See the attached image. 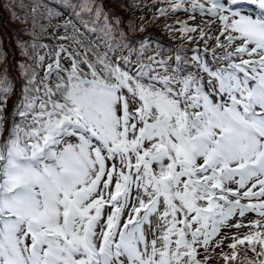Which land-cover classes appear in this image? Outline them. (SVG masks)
<instances>
[{
	"label": "snow or ice",
	"instance_id": "6c2138e0",
	"mask_svg": "<svg viewBox=\"0 0 264 264\" xmlns=\"http://www.w3.org/2000/svg\"><path fill=\"white\" fill-rule=\"evenodd\" d=\"M116 7L204 46L105 0H0L29 37L20 78L0 40V264H264V0Z\"/></svg>",
	"mask_w": 264,
	"mask_h": 264
},
{
	"label": "trees",
	"instance_id": "16d2710c",
	"mask_svg": "<svg viewBox=\"0 0 264 264\" xmlns=\"http://www.w3.org/2000/svg\"><path fill=\"white\" fill-rule=\"evenodd\" d=\"M47 3L52 4L54 7L58 6V0H46ZM117 3H127V0H105V5L108 8H111L113 10V14L118 15L123 18L125 22L132 20L136 22L137 24L140 23V21L137 19L139 17H144V26L146 27L147 31L144 33H137V36L143 35L151 37L154 41L158 42L161 45H171V39H179L178 33H169L164 30L163 26H160V23H171L173 20L171 17L167 20L159 19L156 21L152 20V16L154 15L152 13L151 18L148 16V12L145 14L142 13V11L145 10V8L141 9H135V8H120L116 7ZM135 3L146 5V4H152L154 3V0H135ZM19 11V9H18ZM134 12L135 15H131V13ZM197 24V23H195ZM24 27V25H21L12 19L9 18L8 12L6 10H0V40L3 41V46L8 52L7 59L9 61H12V63L9 65V72L12 76L20 78V69L18 67V62L25 60V57L22 56L19 52V49L16 46L15 40L16 37L19 36L21 39L28 40L29 37L25 35L23 32H20L19 30ZM187 43V41L180 42ZM173 45V44H172ZM17 96L13 95L9 101L8 105V113L11 114L13 112V103L16 102ZM12 124V117L9 115V119L7 120V123L5 124V127L7 128ZM5 135H7V132H5Z\"/></svg>",
	"mask_w": 264,
	"mask_h": 264
},
{
	"label": "rangeland",
	"instance_id": "374dc122",
	"mask_svg": "<svg viewBox=\"0 0 264 264\" xmlns=\"http://www.w3.org/2000/svg\"><path fill=\"white\" fill-rule=\"evenodd\" d=\"M146 12H148V16H150V15H152V13L154 14L155 10L154 9L149 10L148 8L145 7V10L142 11V13L145 14ZM150 18H151V16H150ZM171 19L173 21L171 23H167V24H173L175 22V19H177V17H171ZM178 19H180V20H187V16H185L183 14V12H181L178 15ZM188 23L189 24H194V23H197L198 24V23H201V22H200L199 18H197V20H195V21H188ZM164 24L165 23L161 22L160 23V26H163ZM43 42L50 43L51 41L47 37H45ZM171 42H172L173 45L172 44L169 45V46H167L166 44L163 45L166 50L169 49V48H171V49L180 48V47H183V48H195V47H203L204 46L203 45V41H200L198 43H188V42L186 43L185 42V43L179 44L181 42V39L180 38L179 39H171ZM190 55L191 54L189 53L188 54V57L189 58H190ZM248 255H249V257L251 256L250 253ZM244 259H245V254L243 252L239 253L237 264H239V262L240 261H243ZM245 264H246V261H245Z\"/></svg>",
	"mask_w": 264,
	"mask_h": 264
}]
</instances>
